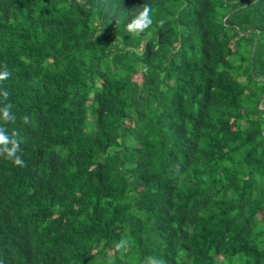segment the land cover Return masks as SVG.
Masks as SVG:
<instances>
[{"label": "trees", "instance_id": "obj_1", "mask_svg": "<svg viewBox=\"0 0 264 264\" xmlns=\"http://www.w3.org/2000/svg\"><path fill=\"white\" fill-rule=\"evenodd\" d=\"M5 66L0 264H264V0H0Z\"/></svg>", "mask_w": 264, "mask_h": 264}, {"label": "clouds", "instance_id": "obj_2", "mask_svg": "<svg viewBox=\"0 0 264 264\" xmlns=\"http://www.w3.org/2000/svg\"><path fill=\"white\" fill-rule=\"evenodd\" d=\"M151 7L148 4H143L139 7L130 22L126 25L127 32L133 36H140L146 29L152 26L153 19L151 15ZM165 21L160 20V27H163ZM12 73L8 70L7 66L0 71V82L8 79ZM0 97L6 101L9 97L7 90H0ZM12 105L7 103L4 107L0 108V120L5 124L12 122L15 123V115L11 113ZM25 123L28 122V118H23ZM22 141L18 139V133L14 130L11 135L8 134L5 127L0 126V157L11 161L15 166H25V161L18 154L22 151ZM125 241H121L116 245L117 249H122L125 246ZM145 264H165L163 259H157L156 257H147Z\"/></svg>", "mask_w": 264, "mask_h": 264}, {"label": "rangeland", "instance_id": "obj_3", "mask_svg": "<svg viewBox=\"0 0 264 264\" xmlns=\"http://www.w3.org/2000/svg\"><path fill=\"white\" fill-rule=\"evenodd\" d=\"M139 78V76H136V79H138Z\"/></svg>", "mask_w": 264, "mask_h": 264}, {"label": "water", "instance_id": "obj_4", "mask_svg": "<svg viewBox=\"0 0 264 264\" xmlns=\"http://www.w3.org/2000/svg\"><path fill=\"white\" fill-rule=\"evenodd\" d=\"M250 62H251V58H250Z\"/></svg>", "mask_w": 264, "mask_h": 264}]
</instances>
